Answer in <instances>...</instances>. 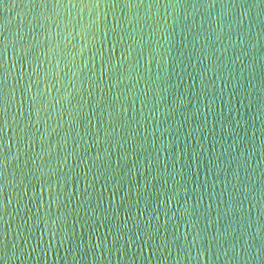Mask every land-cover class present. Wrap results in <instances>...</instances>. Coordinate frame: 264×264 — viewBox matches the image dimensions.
Returning <instances> with one entry per match:
<instances>
[{
	"label": "water",
	"instance_id": "water-1",
	"mask_svg": "<svg viewBox=\"0 0 264 264\" xmlns=\"http://www.w3.org/2000/svg\"><path fill=\"white\" fill-rule=\"evenodd\" d=\"M0 264H264V0H0Z\"/></svg>",
	"mask_w": 264,
	"mask_h": 264
}]
</instances>
